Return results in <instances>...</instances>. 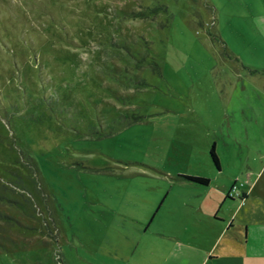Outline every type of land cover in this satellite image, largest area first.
Here are the masks:
<instances>
[{
    "label": "rangeland",
    "instance_id": "1",
    "mask_svg": "<svg viewBox=\"0 0 264 264\" xmlns=\"http://www.w3.org/2000/svg\"><path fill=\"white\" fill-rule=\"evenodd\" d=\"M243 3L0 0V264H82L118 187L211 158Z\"/></svg>",
    "mask_w": 264,
    "mask_h": 264
},
{
    "label": "crops",
    "instance_id": "2",
    "mask_svg": "<svg viewBox=\"0 0 264 264\" xmlns=\"http://www.w3.org/2000/svg\"><path fill=\"white\" fill-rule=\"evenodd\" d=\"M243 4L261 42L232 47L242 67L212 113L219 166L208 158L191 171L152 169L146 177L160 184L118 187L82 264H264V0ZM234 186L240 198L229 197Z\"/></svg>",
    "mask_w": 264,
    "mask_h": 264
},
{
    "label": "trees",
    "instance_id": "3",
    "mask_svg": "<svg viewBox=\"0 0 264 264\" xmlns=\"http://www.w3.org/2000/svg\"><path fill=\"white\" fill-rule=\"evenodd\" d=\"M0 103H2L1 100H0ZM210 156H211L214 164L216 166H219V159L216 155L214 147L211 149ZM178 178H179V180L189 181V182H193L196 184H207L209 182V180H207V179L198 178V177L179 176Z\"/></svg>",
    "mask_w": 264,
    "mask_h": 264
},
{
    "label": "built area",
    "instance_id": "4",
    "mask_svg": "<svg viewBox=\"0 0 264 264\" xmlns=\"http://www.w3.org/2000/svg\"><path fill=\"white\" fill-rule=\"evenodd\" d=\"M230 198H240V193L238 192V186H234L230 193H229Z\"/></svg>",
    "mask_w": 264,
    "mask_h": 264
}]
</instances>
